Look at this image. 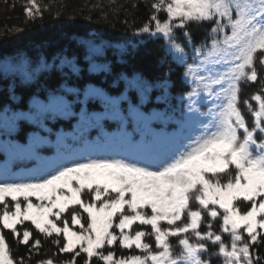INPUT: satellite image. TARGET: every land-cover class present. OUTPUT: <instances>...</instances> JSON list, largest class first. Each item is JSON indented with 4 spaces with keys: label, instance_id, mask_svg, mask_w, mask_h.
<instances>
[{
    "label": "snow or ice",
    "instance_id": "snow-or-ice-1",
    "mask_svg": "<svg viewBox=\"0 0 264 264\" xmlns=\"http://www.w3.org/2000/svg\"><path fill=\"white\" fill-rule=\"evenodd\" d=\"M149 6L154 11L136 31L143 44L161 41L159 64L171 59L184 67L190 90L179 94L180 109L171 103L170 75L149 81L140 72L131 78L116 72L106 58L98 62L105 46L95 38L82 57L59 54L51 62L42 56L33 62L21 55L12 75L21 85L36 84L40 93L32 94L26 111L6 106L0 112L6 134L21 122L51 133L48 124L57 121L100 127L111 120L118 122L121 138L117 149L86 140L75 145L57 135L54 160L38 154L47 142L38 134L27 146L11 144L13 163L0 171V225L30 253L41 241L27 227L21 239L17 224L31 221L39 233L62 234L60 252L77 246L80 251L60 264H75L81 252L84 264L93 257L103 264H211L212 257L221 264H254L250 248L259 243L257 229L264 230V0H151ZM24 13L31 20L42 14L37 0H27ZM204 24L212 27L197 43L192 27ZM127 55L126 48L119 49L117 63H126ZM97 72L114 76L97 83L90 76ZM54 75L61 77L55 86L49 82ZM42 76L49 79L41 82ZM258 79L259 89L242 97L241 82ZM9 99L20 100L13 88ZM149 104L164 107L146 108ZM27 161L33 167L18 171ZM65 212L70 221L62 218ZM203 214L219 218L221 234L211 230V222L201 230ZM145 237L154 239V247ZM117 241L141 254L114 258L112 250L101 251ZM0 264H25L23 257L14 259L2 230Z\"/></svg>",
    "mask_w": 264,
    "mask_h": 264
},
{
    "label": "trees",
    "instance_id": "trees-1",
    "mask_svg": "<svg viewBox=\"0 0 264 264\" xmlns=\"http://www.w3.org/2000/svg\"><path fill=\"white\" fill-rule=\"evenodd\" d=\"M150 2L151 0H37L42 14H37L36 18L31 20L24 13V5L27 0H0V8L3 9V13L0 14V112L4 111L6 106L26 111L32 94L40 93V89L36 84L24 86L20 84L18 78L13 77V61L19 60L21 55H26L33 62L41 56L51 62L59 54L69 56L75 54L82 57L86 51V44L93 38L97 43H102L105 46L104 57L98 62L103 63L106 58L110 64L114 65L116 72L123 71L129 75V78H131V74L140 72L149 81H162L165 79L166 74L170 75L174 83V86L170 89L173 96L171 103L175 108L180 109L179 94L190 90V85L184 82V67L172 63L171 59L164 65L159 64L157 58L162 54L159 47L161 41L157 40L143 44V34L136 31L154 11L149 6ZM210 27L212 25L209 24H204L203 27L193 25L192 35L194 40L199 43L206 35V29H210ZM125 48L129 53L124 57L126 63H117V51ZM188 63H192L191 56H189ZM169 68L171 69L170 72ZM90 76L95 82L99 83L102 79L110 82L114 74H107L105 77L97 72L90 73ZM46 79L49 78L42 76L41 82ZM60 79L59 75H54L49 79V82L55 86ZM10 88H13L16 94L20 96L18 103L10 101ZM118 88H123V82L118 85ZM258 89L259 79L257 82L249 81L247 84L241 82L242 97L251 96ZM109 91L113 90L109 89ZM157 94V91H153L151 96L154 98ZM39 98L43 99L44 95L41 93ZM250 102L255 105L254 101ZM151 107L163 108L164 106L146 105V108ZM48 127L51 129V133L43 132L27 122H21L17 130L6 134L4 122L0 120V171L13 163V151L10 145H26L27 142L32 140L34 134L46 137L50 144L55 147L57 135L67 136L69 143L75 145H79L86 140L90 144H102V146L108 148L119 145L121 138L118 122L111 120L103 123L100 127L77 125L74 119L49 123ZM127 131L132 134L134 131L133 125L130 124ZM73 135L80 139L72 140ZM24 165H18L17 170L21 172L25 169H31L33 162L27 161ZM31 199L34 203L37 202L34 197ZM84 215L86 216V214ZM203 215L206 217V214ZM65 217L70 221L67 212L62 214V218ZM49 219H53V217H49ZM208 222L212 223V231L221 234L219 218L212 220L211 217H206L205 223L201 224V230H208L206 228ZM56 223L58 226L63 227L61 221H56ZM69 226L72 227L73 231H80L79 225L72 226L70 224ZM26 227L32 231L33 237L41 241L39 249L31 253L28 251L29 246L17 244L11 231L3 229L0 225V230L3 231L7 242L11 246L14 259L23 257L25 258V264H37L38 261L47 258L53 259L54 264H60L61 261L71 260L75 252L80 251L79 246H77L72 252H60L59 247L64 242L62 234L57 236L56 233H53L52 236H47L39 233V230L35 229L31 221L17 224L16 228L21 233V239L23 229ZM257 231L260 232V236H258L259 243L251 246L250 254L254 264H264V230L258 228ZM189 235L191 234L189 233ZM223 238L226 242L229 239L226 233L223 234ZM56 239L61 241L59 246L53 243ZM144 241L154 247L153 238L145 237ZM170 242L175 246L176 238H170ZM208 243L211 244V242ZM108 249L115 253L114 258L130 254H141L134 247L131 250L121 248L118 241L112 246L105 245V248L101 251H105L106 254ZM210 251L214 252L216 249L210 247ZM85 259H87L86 254L81 252L80 256L76 257L75 264H84ZM89 264H103V262L93 257ZM211 264H221V258L212 257Z\"/></svg>",
    "mask_w": 264,
    "mask_h": 264
},
{
    "label": "rangeland",
    "instance_id": "rangeland-1",
    "mask_svg": "<svg viewBox=\"0 0 264 264\" xmlns=\"http://www.w3.org/2000/svg\"><path fill=\"white\" fill-rule=\"evenodd\" d=\"M3 13V9L2 8H0V14H2Z\"/></svg>",
    "mask_w": 264,
    "mask_h": 264
}]
</instances>
